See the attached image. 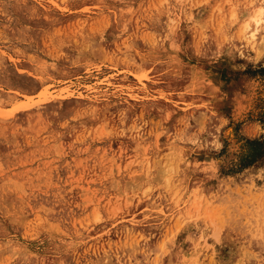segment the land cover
Masks as SVG:
<instances>
[{"label": "rangeland", "instance_id": "1", "mask_svg": "<svg viewBox=\"0 0 264 264\" xmlns=\"http://www.w3.org/2000/svg\"><path fill=\"white\" fill-rule=\"evenodd\" d=\"M0 264H264V0H0Z\"/></svg>", "mask_w": 264, "mask_h": 264}, {"label": "bare ground", "instance_id": "2", "mask_svg": "<svg viewBox=\"0 0 264 264\" xmlns=\"http://www.w3.org/2000/svg\"><path fill=\"white\" fill-rule=\"evenodd\" d=\"M261 13H262V12H260V14H261ZM259 17H260V16H259ZM260 21H261V20L258 19V17L255 18V22H256V23H259Z\"/></svg>", "mask_w": 264, "mask_h": 264}]
</instances>
